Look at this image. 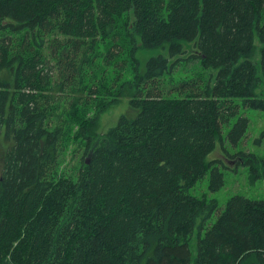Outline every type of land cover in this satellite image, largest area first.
<instances>
[{
    "label": "trees",
    "instance_id": "trees-1",
    "mask_svg": "<svg viewBox=\"0 0 264 264\" xmlns=\"http://www.w3.org/2000/svg\"><path fill=\"white\" fill-rule=\"evenodd\" d=\"M262 84L264 0H0V264H264V199L189 191L208 169L222 187L206 158L234 117L240 144ZM254 143L230 154L251 181Z\"/></svg>",
    "mask_w": 264,
    "mask_h": 264
},
{
    "label": "rangeland",
    "instance_id": "rangeland-1",
    "mask_svg": "<svg viewBox=\"0 0 264 264\" xmlns=\"http://www.w3.org/2000/svg\"><path fill=\"white\" fill-rule=\"evenodd\" d=\"M256 43L258 44L257 40ZM185 53L188 55L192 53L193 42H183ZM155 50V51H154ZM162 53L168 57L169 61H172V57L169 56L167 47L160 49L148 50L146 52L145 58L150 55H155L157 53ZM259 49L255 50V55L257 59L259 58ZM184 67H180L182 69ZM200 66L197 62L190 63L186 69V75L191 77L194 76L197 72H202ZM211 68L204 70L205 73L211 72ZM215 72V71H214ZM58 72L55 70L53 75L57 77ZM183 74V73H181ZM179 74V75H181ZM178 75V76H179ZM261 88L257 90L259 96L264 97V85L262 84ZM176 91V90H175ZM174 91V92H175ZM177 93V92H175ZM241 114H244L249 118V124L247 131L242 138L240 144L237 146H232L229 141L225 138L227 131L230 129L232 123L236 120V117L232 118L231 123L225 126L222 130L223 140H216L215 149L208 154L206 160L218 159V165L224 173V184L217 190H211L209 188L210 182V171L207 170L206 174L199 179L194 186H192L189 191L191 194L196 196H205L209 199H215L219 205V209H222L226 201L233 195L239 194L253 199H264V177L255 179L251 181L249 178V171L247 165H235V158L231 157L230 154L235 152L237 149H242L244 151H251L257 153V155H262L263 146L254 143V138L259 135L261 129L264 128V110H257L252 108L241 107ZM132 110L129 109V100L128 97H122L120 102L111 107L110 110L104 112L101 115L99 131L105 132L110 126L114 125L120 114L122 113H131ZM6 141L3 139V136L0 135V165H1V152L6 148ZM75 145H68L66 150H63L60 155V167L65 170L66 173L74 171L78 166V158L80 154L73 151ZM216 213H214L210 219V223L215 219ZM195 237V232H194ZM193 244L195 245V239H193ZM192 248V256H195V247Z\"/></svg>",
    "mask_w": 264,
    "mask_h": 264
}]
</instances>
